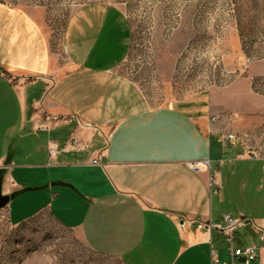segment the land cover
<instances>
[{"label":"crops","instance_id":"obj_1","mask_svg":"<svg viewBox=\"0 0 264 264\" xmlns=\"http://www.w3.org/2000/svg\"><path fill=\"white\" fill-rule=\"evenodd\" d=\"M130 42L121 8L83 3L64 24L67 63L60 65L39 9L0 1V178L2 192L14 194L0 222L16 227L47 212L91 250L124 264H211L212 254L223 262L230 244L211 223L229 215L264 226V193H251L253 210L224 208L226 195L236 198L235 178L247 191L253 167L242 174L229 168L227 176L220 169L233 160L261 161L264 187V159L224 142L223 110L208 91L159 103L121 75ZM40 107L70 119L39 130L33 118ZM232 112L243 116L239 106ZM76 121L95 127L89 147L49 157L48 141L62 144L79 132ZM190 162L202 163L200 170ZM219 239L223 252L215 248ZM232 245H255L264 261L250 223L236 229Z\"/></svg>","mask_w":264,"mask_h":264},{"label":"rangeland","instance_id":"obj_2","mask_svg":"<svg viewBox=\"0 0 264 264\" xmlns=\"http://www.w3.org/2000/svg\"><path fill=\"white\" fill-rule=\"evenodd\" d=\"M39 9L57 63H67L62 32L70 12L83 3L105 1L121 8L130 29L129 52L118 72L134 81L152 101L208 91L222 113L224 134L232 132L239 147L264 157V0H0ZM243 114L237 118L233 109ZM236 121V125L232 122ZM253 167V179L236 187L223 207L251 205L260 187L261 161L240 159L220 169L227 176ZM232 186V185H231ZM227 192V190H226ZM245 192V193H244ZM246 195H250L245 202ZM245 244H247L245 242ZM227 244L215 240L224 251ZM223 254V253H222ZM222 258L224 257L221 255ZM0 264H124L91 250L77 230L57 222L47 212L11 227L0 222Z\"/></svg>","mask_w":264,"mask_h":264},{"label":"built area","instance_id":"obj_3","mask_svg":"<svg viewBox=\"0 0 264 264\" xmlns=\"http://www.w3.org/2000/svg\"><path fill=\"white\" fill-rule=\"evenodd\" d=\"M70 117L55 115L47 112L43 107L38 109V112L33 118L35 127L42 131H51L54 127L68 122ZM214 120V118L212 119ZM70 122V121H69ZM76 127L80 128L79 132H74L69 135V137L60 144L55 140L48 141V154L49 157H54L56 153L60 151H82L89 147L90 138L88 133L95 129L88 123H80L76 121ZM236 135L232 132L226 133L224 135V142H231L235 139ZM248 156L250 158H263L261 153L256 149H250L248 151ZM93 164L100 163L99 156L92 159ZM189 166L195 170L199 171L202 163L200 162H190ZM213 180H211L210 185H212ZM245 223H250L254 229L259 233L260 239L264 243V226L250 221L246 218L232 217L229 215H223L220 221L211 225L216 227L223 235L226 242L230 244L228 249V259L221 262L219 258L212 254L211 264H264L261 259V254L259 249L255 245H244V246H234L232 245L235 240L236 229Z\"/></svg>","mask_w":264,"mask_h":264},{"label":"water","instance_id":"obj_4","mask_svg":"<svg viewBox=\"0 0 264 264\" xmlns=\"http://www.w3.org/2000/svg\"><path fill=\"white\" fill-rule=\"evenodd\" d=\"M14 197V194H4L2 192V179L0 178V210L3 209L8 202L10 201V199H12Z\"/></svg>","mask_w":264,"mask_h":264},{"label":"trees","instance_id":"obj_5","mask_svg":"<svg viewBox=\"0 0 264 264\" xmlns=\"http://www.w3.org/2000/svg\"><path fill=\"white\" fill-rule=\"evenodd\" d=\"M130 48V47H129Z\"/></svg>","mask_w":264,"mask_h":264}]
</instances>
